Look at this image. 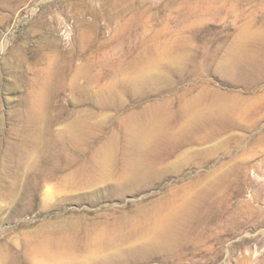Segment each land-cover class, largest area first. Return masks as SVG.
Returning a JSON list of instances; mask_svg holds the SVG:
<instances>
[{
  "label": "rangeland",
  "instance_id": "obj_1",
  "mask_svg": "<svg viewBox=\"0 0 264 264\" xmlns=\"http://www.w3.org/2000/svg\"><path fill=\"white\" fill-rule=\"evenodd\" d=\"M0 264H264V0H0Z\"/></svg>",
  "mask_w": 264,
  "mask_h": 264
},
{
  "label": "bare ground",
  "instance_id": "obj_2",
  "mask_svg": "<svg viewBox=\"0 0 264 264\" xmlns=\"http://www.w3.org/2000/svg\"><path fill=\"white\" fill-rule=\"evenodd\" d=\"M232 59H234V56H232L231 60ZM236 60L237 59H235V61ZM151 61H152V59H151ZM261 62H263V58L260 59V60H258L256 63L257 64H260ZM148 67L147 66L141 67V68H143V69H140L141 70L140 71L141 79L144 78V77H147V73H149V71L152 69V68H148ZM151 67H154V66L152 65ZM144 80H145V78H144ZM217 102H219V101H214L215 104H217ZM222 103L223 102H221L220 104H222ZM193 106L194 105H192V107ZM211 109H212V107H211ZM36 113H37V109H36ZM147 116L148 117H146L145 119H142V120H140L139 118L138 119H135L133 121V128L130 131L131 132V137H132V142L136 146H133V148H134L133 150H135L134 151L135 154H134V158H133L134 161L131 162L128 165L129 168H127V169H128V172L129 173H131L132 175H135V176L136 175L137 176H141L142 174H144V170L145 169H149L150 168V167H148L146 161L148 160L147 155H148V153H150L149 148H150L151 142L157 136L159 138V136L161 134L162 135L165 134V136L168 134L167 131H166V129H165V124H166L164 122V118L165 117H164L163 113L160 112V109H155V110L149 112ZM108 156H109V153L108 152H104V157H105L104 163H106V165H104V166H107L108 165V162H109ZM172 219H173V217H171L170 219L166 220L167 226H166V229L165 230H167L170 227V221ZM175 223L176 222L174 221V224ZM164 228H165V226H164ZM174 232H178L177 228H176V230ZM164 237L166 239L165 241L169 242V240L171 238H173L174 235L170 231V232H167L166 234H164V236L162 237V239ZM43 247H47V244H43Z\"/></svg>",
  "mask_w": 264,
  "mask_h": 264
}]
</instances>
